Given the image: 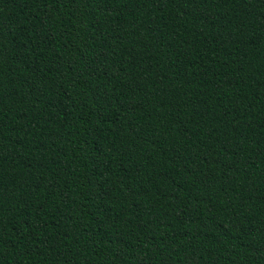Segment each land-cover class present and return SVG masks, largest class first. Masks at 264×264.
I'll use <instances>...</instances> for the list:
<instances>
[{
  "label": "trees",
  "instance_id": "16d2710c",
  "mask_svg": "<svg viewBox=\"0 0 264 264\" xmlns=\"http://www.w3.org/2000/svg\"><path fill=\"white\" fill-rule=\"evenodd\" d=\"M0 264H264V0H0Z\"/></svg>",
  "mask_w": 264,
  "mask_h": 264
}]
</instances>
